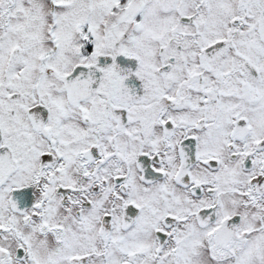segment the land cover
I'll return each instance as SVG.
<instances>
[{"label": "snow or ice", "instance_id": "1", "mask_svg": "<svg viewBox=\"0 0 264 264\" xmlns=\"http://www.w3.org/2000/svg\"><path fill=\"white\" fill-rule=\"evenodd\" d=\"M0 264H264V0H0Z\"/></svg>", "mask_w": 264, "mask_h": 264}]
</instances>
